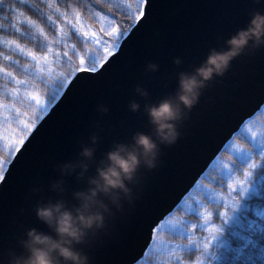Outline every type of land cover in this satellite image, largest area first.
Returning a JSON list of instances; mask_svg holds the SVG:
<instances>
[{
	"label": "water",
	"instance_id": "1",
	"mask_svg": "<svg viewBox=\"0 0 264 264\" xmlns=\"http://www.w3.org/2000/svg\"><path fill=\"white\" fill-rule=\"evenodd\" d=\"M253 10L264 11V0H149L148 18L135 21L96 72L77 71L17 149L20 158L0 185V255L21 252L19 242L29 228L49 231L35 216L38 206L59 203L75 216L84 203L75 194L89 196L95 189L81 211L100 213L101 226L86 229L71 246L87 264H121L132 226L145 217L170 215L215 161L207 167L209 157L219 156L242 122L264 106V38L249 39L221 71L198 75L210 57L231 50L230 40ZM181 74L201 81L191 105L178 99ZM165 100L177 110L167 121L176 133L171 141L161 139L148 115L150 106ZM137 134L153 142L152 153L136 144ZM85 148L90 155L82 154ZM115 150L137 159L130 177H122L126 192L97 188V170ZM147 238L141 233L137 250L147 246Z\"/></svg>",
	"mask_w": 264,
	"mask_h": 264
},
{
	"label": "snow or ice",
	"instance_id": "2",
	"mask_svg": "<svg viewBox=\"0 0 264 264\" xmlns=\"http://www.w3.org/2000/svg\"><path fill=\"white\" fill-rule=\"evenodd\" d=\"M58 2V0H56ZM118 2H124V0H118ZM134 5L135 11L132 14L135 21L144 22L148 18V4L149 0H131ZM0 8L3 9V14L0 15V28L7 31L9 27L14 28L17 33H19V26L21 23H32L36 31H41L38 25L26 15V11L31 9V0H9L5 3V0H0ZM94 11L100 12V16L108 18L105 12H102L98 7H94ZM11 15L12 19L9 21L8 16ZM71 16L76 17V23L73 24ZM114 19V17H112ZM143 18V19H141ZM63 20L67 22L68 25H72L76 28L81 24L80 12L74 11L69 15H65ZM138 24L134 25L137 27ZM57 31L60 33V38H64L67 32L64 31L63 26L58 23L56 25ZM113 43L111 45V50L115 51L118 48L113 47L116 40H121L120 32L115 28L114 25L110 27ZM129 34V33H127ZM83 37L85 42L89 36L95 40L96 34L90 31H83ZM46 39V37H45ZM0 47L2 48H13L19 54H23L27 58V64L20 69L24 73L23 77H27L38 84H43L46 90V96L44 98L39 97L34 91H27L26 98L30 101H35L34 114L35 116H40L42 118L46 117L50 109L57 101L62 97V95L67 90L69 81L73 80L75 76V70L71 73L55 72L52 67L57 61H59L62 55H58L57 52L53 55V49L56 46L53 45L48 51L44 52H33L31 49L24 47L18 42L17 39L5 38L3 32L0 31ZM108 59L106 55L102 59H97L94 61V66L92 68L88 67L87 57H83L81 60V68H84L88 72H96L97 67L104 63ZM11 61L8 60L7 56L0 55V80L6 81L7 85L12 87H5L3 91H0V100L7 99L9 97L12 100L8 102V111L10 112L13 107V101L18 98L20 88L17 86L25 85V79L19 77L17 72L10 69ZM35 65L33 68L32 66ZM56 90H59V95L56 96ZM55 97V99H53ZM49 101L51 103L49 104ZM23 103V101H21ZM5 107L3 103H0V110ZM47 107V111L44 108ZM19 113V109H16ZM23 124V121H19ZM40 121L33 118V121L29 124H23V128L20 131V140H10V147L8 149L7 156L9 162L6 168H0V185H4L8 180L9 171L15 160L20 158V144L25 142V133L30 132L34 126H38ZM243 128L255 141V146L251 144H231V148L239 151L244 149L247 156L243 160H239L233 155H230V159L224 162L219 160L218 154L213 153L206 162V166L214 160L218 159L219 166L214 170V172H219L220 168L225 169V173L220 175L221 180L227 181V191H220L217 188L212 187V184L219 183L216 180L215 175L211 177L209 184H204L201 188L207 190V194L203 196V201L206 204H202L200 200H196V203H187L188 213L192 216L199 214L200 224L193 225L189 221L183 222H168L167 213H161L153 219H148L145 217L143 220L136 222L132 228L129 230L126 236V250L121 257V264H184L182 254L179 248L186 245H193L197 249L198 260L194 264H207L204 261V254L209 249V245L216 240L220 235L222 226L225 223L235 221L240 223V218L234 216L238 213L241 208H245L246 205L242 203L246 195L254 194L257 197L258 202L253 206L252 213L253 218H245L244 223H240L241 232L239 233L241 239L245 243H251L255 247V240L252 236H264V190L260 187V178L264 176V126L257 129L256 125L251 120H245L242 122ZM4 159H0V165L4 164ZM222 163V167L220 166ZM205 170H201L199 175L201 176ZM205 180V179H203ZM209 180V177L208 179ZM197 184H201L200 180L196 181ZM223 187V185H221ZM188 190L186 189L182 195H187ZM179 199V198H178ZM208 205H212L217 211H211ZM222 205V206H221ZM199 209V213H197ZM239 210V211H238ZM217 214L220 217L219 222L214 223ZM175 227L178 229L176 233V238H184L185 243H176L173 240L165 241L164 239H157L158 233H164L165 227ZM185 226L189 229L185 231ZM199 227L206 232L203 240L197 238L192 239V228ZM141 233L146 234L148 237L146 240V245L140 250L136 249V243L141 235ZM160 245H163L165 249L164 254H158L160 250ZM163 257V259H157L155 261L147 260L146 257ZM242 264H264V247H259L254 253H249L243 257Z\"/></svg>",
	"mask_w": 264,
	"mask_h": 264
},
{
	"label": "trees",
	"instance_id": "3",
	"mask_svg": "<svg viewBox=\"0 0 264 264\" xmlns=\"http://www.w3.org/2000/svg\"><path fill=\"white\" fill-rule=\"evenodd\" d=\"M9 0H5V3ZM94 7H98L102 12L108 15L109 21L115 26V28L120 32V37L122 38L128 30L132 27L135 20L132 14L135 11L134 5L131 0H124V2H118V0H31V9L26 11V15L30 17L35 25H38L41 31H36L32 23H21L19 26V33L14 28L9 27L7 31L0 28L3 32L5 38L17 39L20 44L24 47L31 49L33 52L48 51L53 45L56 49H53V55H62L61 59L52 65L55 72L71 73L75 70V73L81 69V60L83 57H87L89 63L88 67L92 68L94 66V61L97 59H102L106 55L108 56L113 51L111 50V45L113 43L110 27L107 26L102 28L99 24V19H104L100 16V12L94 11ZM74 11L80 12L81 24L76 28L72 25H68L66 21L63 20L65 15H69ZM3 14V9L0 8V15ZM114 17V19L112 18ZM73 24L76 23V17L71 16ZM12 19L11 15L8 16V20ZM3 21H0L2 24ZM60 23L64 31L67 32L66 37L60 38V33L57 31L56 25ZM96 30L98 32V37L102 43H97L92 39L91 36L85 38L82 35L83 31ZM46 37V39H45ZM120 40H116L113 47H116ZM0 55L7 56L8 60L11 61L10 69L17 72L19 77H23L24 73L20 71L26 64L27 58L23 54L17 53L13 48H2L0 47ZM33 68L35 65L32 66ZM25 79V85L17 86L20 88L18 98L13 101L12 110L8 111V102L12 100L11 97L0 100L5 107L0 110V127H6L13 129L16 122L23 121V124H29L35 118L39 121L42 117L35 116L34 106L35 101H30L26 98L27 91H34L39 97L44 98L46 96L45 86L43 84H38L35 81L27 77ZM5 87H12L7 85L6 81L0 80V91H3ZM59 95V90H56V96ZM55 99V97H53ZM23 101V103H21ZM51 101H49V104ZM16 109H19L17 113ZM259 118H262L261 116ZM20 123V122H19ZM22 123H20V131L23 128ZM25 133V137L27 136ZM19 135V134H18ZM238 135V134H237ZM4 134H0V159H4L5 165H0V168H5L9 162L7 154L3 152L9 146V142L3 139ZM235 138V137H234ZM7 139V138H6ZM235 140L239 144L248 143V140L242 136L238 135ZM216 168H211L206 176L202 178L201 184H209L211 177L215 175L216 180L219 182L217 184H212V187L217 188L220 191H227V185L225 180H221L220 172H214ZM209 177V180H207ZM205 179V180H203ZM261 190H264V176L260 178ZM223 185V187H221ZM195 192V191H194ZM193 192V193H194ZM196 193V192H195ZM258 202L257 197L251 194L248 198L244 199L242 203L246 205L242 209L240 215L243 214L244 218H253L252 208ZM211 210L212 205H208ZM215 211V209L213 210ZM242 218H240L241 220ZM219 222L218 214L215 217L214 223ZM222 247L216 248V254L218 264H242L243 257L249 253H254L257 248L264 247V236H252L255 240V247L251 243H245L241 239L239 233L241 232V227L232 226L227 227L222 226ZM198 232V231H196ZM176 236V235H175ZM170 233H164L163 237L167 240H173L177 243H184V239H177ZM185 254V253H182ZM195 254V255H194ZM197 258V254L189 252L185 254L182 259L184 262L191 261V258ZM154 256L146 257L147 260L154 261ZM206 261V259L204 258Z\"/></svg>",
	"mask_w": 264,
	"mask_h": 264
},
{
	"label": "clouds",
	"instance_id": "4",
	"mask_svg": "<svg viewBox=\"0 0 264 264\" xmlns=\"http://www.w3.org/2000/svg\"><path fill=\"white\" fill-rule=\"evenodd\" d=\"M264 38V11L253 10L249 15V20L244 29H241L232 37L230 43L232 48L229 52L214 55L210 57L209 62L198 70V75L208 77L212 71H221L226 64L229 56L234 54L249 39L254 43H260ZM149 69H155L156 65L149 63ZM201 83L195 76H185L181 74L179 80L180 93L178 99L185 105H191L196 98V88ZM139 90V89H137ZM137 107L135 102H130V108ZM106 111V109H102ZM148 115L151 121L156 125L157 132L161 139L171 141L176 133L172 126L167 123L168 120L177 115L176 108L168 101H161L155 106L148 108ZM94 139V137H93ZM136 144L141 147L146 154L152 153L155 145L142 134L135 137ZM84 156L90 155V149H83ZM109 164L97 170V176L100 183L97 188L107 192L109 189L124 188L123 178L130 177L134 170L137 159L133 153L121 154L120 150L111 151L107 154ZM151 163V161H147ZM95 183V181H93ZM75 195L82 197L84 203L75 209V216L72 212L61 209L59 203L38 206L35 210V216L49 231H38L29 228L24 233V238L20 240L21 252H6L0 255V264H87V257L75 250L71 245L80 243L86 229L93 226L99 228L102 222V216L98 212H84L81 208H87V201L90 196L95 195V189L90 190V195L83 193Z\"/></svg>",
	"mask_w": 264,
	"mask_h": 264
},
{
	"label": "rangeland",
	"instance_id": "5",
	"mask_svg": "<svg viewBox=\"0 0 264 264\" xmlns=\"http://www.w3.org/2000/svg\"><path fill=\"white\" fill-rule=\"evenodd\" d=\"M99 24L102 28H105V27H109L111 25H113L109 19L107 18H104V19H99ZM90 32H93L96 34L95 36V41L97 43H102L103 40L100 41L99 37H98V32L96 30H90ZM112 37V36H111ZM44 111L46 112L47 111V107L44 108ZM262 117V118H259V117ZM251 121L254 122V124L256 125L257 129H259L260 127L264 126V107L256 114L255 117H253L251 119ZM23 127V126H22ZM0 134H4L5 137H3V139L5 141H8L9 143V146L8 148H6L4 150V154L6 155L8 153V149L10 147V140H20V123L19 122H16L13 129H10V128H6V127H0ZM19 134V135H18ZM238 135H242L244 136L247 140H248V143L247 144H251L253 146H255V141L252 137L249 136V134L246 132V130L244 128H242L238 133ZM235 135L234 137L236 138L238 135ZM28 135V133H27ZM27 137V136H26ZM25 137V138H26ZM7 138V139H6ZM235 138H233L225 147L224 151H222V153L218 156L219 157V160L221 162H224V161H227L230 159V155H233L235 156L236 158H238L239 160H243L246 158L247 156V153L245 152L244 149H240L239 151L231 148V144H236V145H239L238 141L235 140ZM23 143V142H22ZM21 143V144H22ZM20 144V145H21ZM8 164V163H7ZM219 166V162H218V159H216L211 168H218ZM222 167V163L220 165ZM7 167V165L5 166V168ZM210 168V169H211ZM209 169V170H210ZM208 170V171H209ZM225 169L223 168H220L219 172L223 175L225 173ZM206 176V174L204 175V177ZM225 184L227 185V181L225 180ZM203 186V184H197L194 188V190L188 195V197L182 202V204L180 205L179 209L174 212L172 215H170L168 217V222L171 224L173 222H183V221H189L190 224H193V225H199L200 224V216L199 214L195 215V216H192L188 213V209H187V203L188 202H192L193 204L196 203V200H200L202 204H206L207 202L206 201H203V196H205L207 194V190L205 189H202L201 187ZM227 189V188H226ZM196 193H195V192ZM194 192V193H193ZM251 194L249 195H246V198H248ZM222 206V205H221ZM215 209V211H217L216 208H211V211H213ZM243 208L240 209V211L238 213H235L234 216H236L237 218H242L240 220V223H244L245 222V218L243 217V214L240 215L241 211H242ZM197 213H199V209H197ZM218 218L220 220V217L218 215ZM214 222V221H213ZM240 223H237L235 221H231V222H228V223H225L224 225H226L228 228L229 227H232V226H238L240 227ZM189 229L187 228V226H185V231H188ZM178 229H176L175 227H165L164 228V233H170L172 234L173 236L176 235ZM192 231V239L193 240H196L197 238H199L200 240H203L204 239V236L206 235V232L199 228V227H195V228H192L191 229ZM198 231V232H196ZM223 229L221 230V233L223 234ZM164 233H158L157 234V239H164L165 241H168L167 239H165L163 237V234ZM220 233V235L216 238L215 241H213L210 245H209V249L207 250V252L204 254V258L206 259V262L207 264H212V263H215V264H218V260L216 258H213V255L216 254V248H220L222 247L223 243H222V234ZM184 239V238H182ZM175 242V241H174ZM177 243V242H176ZM184 243H185V239H184ZM182 244V243H181ZM179 251L181 253H189V252H193V253H196L197 252V249L189 244V245H186V246H182L179 248ZM165 252V249L163 248V245H160V250H158V254H164ZM195 255V254H194ZM157 259H163V257H155L154 258V261L157 260ZM192 260L191 261H188V262H184V264H194L195 261H197L198 259L197 258H191ZM205 261V260H204Z\"/></svg>",
	"mask_w": 264,
	"mask_h": 264
}]
</instances>
